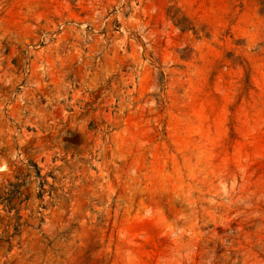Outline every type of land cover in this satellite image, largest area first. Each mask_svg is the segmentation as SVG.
I'll list each match as a JSON object with an SVG mask.
<instances>
[{"label": "rangeland", "instance_id": "rangeland-1", "mask_svg": "<svg viewBox=\"0 0 264 264\" xmlns=\"http://www.w3.org/2000/svg\"><path fill=\"white\" fill-rule=\"evenodd\" d=\"M0 264H264V0H0Z\"/></svg>", "mask_w": 264, "mask_h": 264}, {"label": "water", "instance_id": "water-1", "mask_svg": "<svg viewBox=\"0 0 264 264\" xmlns=\"http://www.w3.org/2000/svg\"><path fill=\"white\" fill-rule=\"evenodd\" d=\"M3 168H4L3 164H2V165H0V170H2Z\"/></svg>", "mask_w": 264, "mask_h": 264}]
</instances>
